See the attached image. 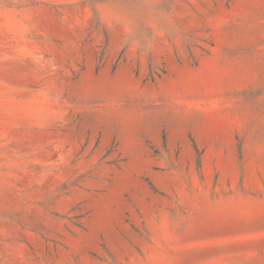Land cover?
<instances>
[{
  "label": "rangeland",
  "instance_id": "374dc122",
  "mask_svg": "<svg viewBox=\"0 0 264 264\" xmlns=\"http://www.w3.org/2000/svg\"><path fill=\"white\" fill-rule=\"evenodd\" d=\"M0 264H264V0H0Z\"/></svg>",
  "mask_w": 264,
  "mask_h": 264
}]
</instances>
